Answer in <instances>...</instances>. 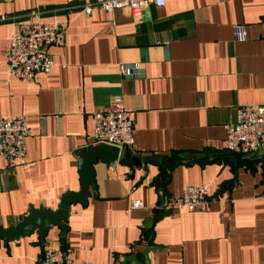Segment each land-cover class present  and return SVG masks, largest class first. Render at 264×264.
<instances>
[{
  "label": "crops",
  "instance_id": "obj_1",
  "mask_svg": "<svg viewBox=\"0 0 264 264\" xmlns=\"http://www.w3.org/2000/svg\"><path fill=\"white\" fill-rule=\"evenodd\" d=\"M104 0H0V116H23L30 135L26 161L0 159V229L16 228L29 209L56 211L77 193V154L92 146V114L117 101L135 129L122 159L94 164L96 192L72 205L65 232L51 227L0 242V264H38L45 248L67 249L75 263L264 264V164L224 156L225 126L236 108L264 104V0H165L140 17ZM33 14L37 18L33 17ZM58 21L62 47L54 66L31 82L8 75L5 53L18 25ZM236 26L245 41L234 42ZM134 69L123 78L119 67ZM189 186L207 193L204 211H171ZM132 200L140 209H129Z\"/></svg>",
  "mask_w": 264,
  "mask_h": 264
},
{
  "label": "built area",
  "instance_id": "obj_2",
  "mask_svg": "<svg viewBox=\"0 0 264 264\" xmlns=\"http://www.w3.org/2000/svg\"><path fill=\"white\" fill-rule=\"evenodd\" d=\"M165 0H104L97 5L84 6V14L89 17L94 6L99 7L110 19L116 10H124L131 17H140L149 7L161 8ZM34 18H37L33 14ZM65 30L58 21L42 23L38 20L25 22L12 30L5 53V64L9 77L23 82H31L38 74H48L54 66L47 51L50 47H62ZM245 30L236 26L233 41H245ZM264 45V33L260 38ZM135 68L121 65L119 73L123 78H133ZM92 146L105 145L118 149L119 154L133 148L135 129L130 111L121 101L92 114ZM30 135L26 118L23 116H0V159L11 166H19L26 161L25 142ZM222 149L226 153L247 156L264 153V104L241 105L236 108L235 122L225 126ZM207 193L201 187H186L181 195L168 201L171 211L182 209L204 211ZM142 203L132 200L129 209H140ZM71 251L45 248L38 264H93L75 263Z\"/></svg>",
  "mask_w": 264,
  "mask_h": 264
},
{
  "label": "water",
  "instance_id": "obj_3",
  "mask_svg": "<svg viewBox=\"0 0 264 264\" xmlns=\"http://www.w3.org/2000/svg\"><path fill=\"white\" fill-rule=\"evenodd\" d=\"M224 156L239 162L242 165L264 164V153L247 156L238 153H225ZM78 170L80 179V189L77 193L66 192L61 196L60 203L56 211L49 209L30 208L28 215L16 227L10 229H0V242L8 244L20 238L36 234L40 243L44 244V237L51 227H56L60 230L61 236L65 232V226L62 222H66L68 218V210L72 205L86 206L87 199L90 198L89 189L96 192L94 164L98 161L104 163L106 166L113 165L119 158V151L116 148L99 145L93 146L86 151L79 152ZM124 161H129L134 167L139 168L144 166L150 159L139 160L132 156L129 151H124L122 154Z\"/></svg>",
  "mask_w": 264,
  "mask_h": 264
},
{
  "label": "rangeland",
  "instance_id": "obj_4",
  "mask_svg": "<svg viewBox=\"0 0 264 264\" xmlns=\"http://www.w3.org/2000/svg\"><path fill=\"white\" fill-rule=\"evenodd\" d=\"M61 250H67V249H61Z\"/></svg>",
  "mask_w": 264,
  "mask_h": 264
}]
</instances>
